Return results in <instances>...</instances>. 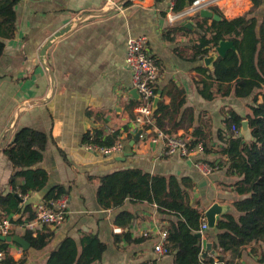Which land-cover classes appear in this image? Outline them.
<instances>
[{
    "label": "crops",
    "instance_id": "obj_1",
    "mask_svg": "<svg viewBox=\"0 0 264 264\" xmlns=\"http://www.w3.org/2000/svg\"><path fill=\"white\" fill-rule=\"evenodd\" d=\"M200 1L208 8L218 6L224 15L229 7L233 15L228 19L252 7L250 0H245V6H242L243 0H234L236 3L227 8L220 5L223 0ZM189 10L187 7L182 13H174L172 0L162 3L155 0L19 1L16 35L5 40L0 60V194L11 191L13 175L12 164L3 150L13 141L18 129L29 127L49 136L44 159L38 165L49 172V181L43 191L27 195L23 206L36 209L50 188L61 185L68 190L70 211L64 224L50 226L54 234L45 249L23 250L11 245L10 255L17 264H46L50 253L66 237H72L81 247L83 232L97 234L107 245L102 260L94 264H172L174 256L160 257L155 246L162 241V232L173 217L161 215L149 203L135 204L127 200L119 209L105 210L97 201L100 178L125 168H140L178 179L189 177L194 183L191 201L200 202L204 214L218 204L223 214L217 221L227 213L238 216L233 204L242 196L235 192L233 185L240 177L232 175L226 163L219 165L226 159L218 154L224 145L218 131L224 128L230 110L247 115L252 98L231 95L207 101L199 94L194 82L198 78L196 68L206 66L205 59H185L192 55L197 36L178 31L170 39L164 37L170 28L185 23L180 19L191 15ZM258 11L260 16L257 12L255 15L261 19L264 5ZM143 34L148 37L150 55L161 69L157 93L162 91L161 100L169 103L170 98L163 95L169 84L176 83L185 89L184 110H194V126L204 130L211 153H204L199 145L189 159L179 154L168 155L162 141L152 142L157 127L143 131L132 155L124 160V151L106 156L87 149L84 136L95 129H104L108 134L120 130L124 142L128 133L138 132L134 116L138 105L135 101L139 98L133 93L132 73L125 57L128 39ZM193 129L179 128L177 133L188 131L190 134ZM199 162L212 163L218 168L206 174ZM123 212L136 217L128 227L115 224ZM43 229L47 230L46 226ZM13 232L16 234L12 235L20 236L26 233L19 225L14 226ZM125 232L145 241L139 244L118 241ZM216 233V228H208L203 233V252L208 243L216 250ZM216 252L224 257L221 264H264L262 244L247 246L241 258ZM211 257L214 255L209 253L203 259Z\"/></svg>",
    "mask_w": 264,
    "mask_h": 264
},
{
    "label": "trees",
    "instance_id": "obj_2",
    "mask_svg": "<svg viewBox=\"0 0 264 264\" xmlns=\"http://www.w3.org/2000/svg\"><path fill=\"white\" fill-rule=\"evenodd\" d=\"M19 1L0 0V60L4 54L5 40L16 35V6ZM155 1L162 3L167 0ZM195 1L197 0H172V11L182 13ZM250 1L251 9L240 16L228 19L218 6H211L209 9L221 17L220 21L201 18L200 14H196L190 18L196 21L195 30L178 24L164 36L170 39L171 34L178 31L196 35L193 53L185 58L190 61L204 60L216 51L221 41H232L236 47V50L229 49L225 56L216 59L213 69L205 65L197 67L198 78L194 80L199 94L207 101L231 95L239 99L252 98L247 105V115L241 116L230 110L224 128L218 131L219 139L224 142L218 154L226 159L219 165L221 167L226 163L228 171L240 177L233 186L242 198L233 204L238 216L227 213L218 219L214 247L220 254L231 253L234 258H241L245 248L253 243L262 244L264 249V14L261 19L255 15L263 7L264 0ZM163 95L168 96L170 102L161 100L153 115L154 123L139 129L145 132L157 127L172 134L177 133L179 128L189 130L193 127L192 133H185L192 137L190 149L196 150L201 145L204 153H211L204 130L194 126V110H184L185 89L171 83L163 90ZM138 103L139 101H135V105ZM244 120L249 122L251 140H246L241 133ZM234 126L236 131L233 130ZM125 130L129 132L127 128ZM135 134L128 133L125 142L131 141ZM122 135L120 130L108 134L104 129H95L93 133L88 132L84 136V143L112 146ZM48 141L47 133L23 127L16 131L13 141L3 150L12 164L13 175L10 179L11 191L0 194V220L9 218L12 224L19 225L25 215H29L30 220L34 218L33 207L23 206V202L27 195L41 192L48 185L49 172L38 167L44 159ZM193 188V180L189 177L178 179L176 176L151 174L140 168H125L100 178L97 201L105 210L119 209L127 200L135 204L155 205L161 215L173 217L168 220L165 228L166 246L174 256L172 264H212L214 261L221 264L224 257L220 255L202 258V238L197 234L201 232L206 217L200 202L191 201ZM63 194H68V190L57 185L49 189L43 200L48 201ZM135 218L133 214L123 212L118 215L115 224L128 227ZM46 228L47 230L40 229L36 235L31 231L24 234L23 237L32 249L40 251L50 244L54 232L50 226ZM122 239L135 244L145 241V238L134 239L130 232L123 233L118 241ZM11 245L20 248L16 244L0 240V248L6 253L0 264L18 263L10 255ZM106 250V243L97 234L83 232L81 247L75 239L66 237L50 253L46 264H94L102 260ZM261 262L264 263V259Z\"/></svg>",
    "mask_w": 264,
    "mask_h": 264
},
{
    "label": "built area",
    "instance_id": "obj_3",
    "mask_svg": "<svg viewBox=\"0 0 264 264\" xmlns=\"http://www.w3.org/2000/svg\"><path fill=\"white\" fill-rule=\"evenodd\" d=\"M126 65L132 73L133 87L139 95V103L136 107L135 123L138 128L145 125H151L153 120V101L158 91V79L160 75V66L156 59L150 55L148 51V37L143 34L140 36L130 37L126 47ZM152 130V129H149ZM156 134L152 137V142L162 141L165 147V153L168 155L179 154L184 158H190L193 150L190 149L189 142L192 137L188 134L172 133L167 134L156 128ZM236 131V127H233ZM125 142L123 137L112 146H99L95 144H87V149L106 156L120 154L124 151ZM199 167L209 174L216 170L218 166H212L209 163L199 162ZM35 210L33 219L28 216L22 217V224L19 226L25 232L31 231L36 235L44 226L60 227L66 221L70 211V200L68 194L60 197L43 201ZM16 218V217H15ZM14 224L9 218L0 220V235H12ZM208 229L207 221L204 220L201 226V233ZM167 232H162V241L155 246V252L160 257L170 255V249L167 244ZM6 253L0 248V262L4 260ZM150 264V263H139ZM212 264H219L214 261Z\"/></svg>",
    "mask_w": 264,
    "mask_h": 264
},
{
    "label": "water",
    "instance_id": "obj_4",
    "mask_svg": "<svg viewBox=\"0 0 264 264\" xmlns=\"http://www.w3.org/2000/svg\"><path fill=\"white\" fill-rule=\"evenodd\" d=\"M190 7V12L191 13H196L198 12L201 16V18H207L210 20H215V21H220L221 17L218 14H215L212 10H210L206 5L201 4L200 0H197L194 2L193 5H188ZM185 27L190 29V30H195V26H193L191 23H184ZM229 49H234L236 50V47L232 41H221L218 47L216 48V51L205 58V64L208 68L213 69L214 68V63L216 59H218L220 56H225L226 52ZM133 93L135 97L139 98L138 92L136 89L133 90ZM162 98V91H159L154 98L153 101V112H155L158 108V105L160 103V100ZM242 135L245 137L246 140H251L252 139V134L250 131V126L248 120H244L242 122V129H241ZM143 134V130L139 129L134 138L125 146L124 149V154H123V160L132 155V150L134 145L141 139V136ZM223 214L222 207L219 206L218 204H214L211 206L205 213L206 221L208 224V228L210 229H215L217 225V217ZM203 233H198L197 236L202 238ZM0 240L5 241L8 243H13L18 246H20L23 250H29L31 248L30 243L20 235H0ZM209 253H212L214 256H217L218 253L216 250L212 249V243H208L206 246V249L204 250V253L202 255V258H206Z\"/></svg>",
    "mask_w": 264,
    "mask_h": 264
},
{
    "label": "rangeland",
    "instance_id": "obj_5",
    "mask_svg": "<svg viewBox=\"0 0 264 264\" xmlns=\"http://www.w3.org/2000/svg\"><path fill=\"white\" fill-rule=\"evenodd\" d=\"M220 1H222V0H220ZM227 2H228V4H227ZM232 2V3H231ZM236 2L234 1V0H223L222 2H220V5L221 6H226L225 8H227L228 6H230V5H233V4H235ZM201 4H203L202 2H201ZM227 4V5H226ZM246 5V2H245V0H243V2H242V6H245ZM233 7V6H232ZM226 10V9H225ZM228 11H226L227 13V15H225L227 18L228 17H232V15H233V13H231L230 11H229V7H228V9H227ZM243 10V9H242ZM196 14H199L198 12H196V13H192L191 15H186V16H184L183 18H181L180 19V21H184V22H187V21H191L190 23H192V24H195V20L193 19H190L191 17H193V16H196ZM257 14H259V16H260V11H257Z\"/></svg>",
    "mask_w": 264,
    "mask_h": 264
}]
</instances>
